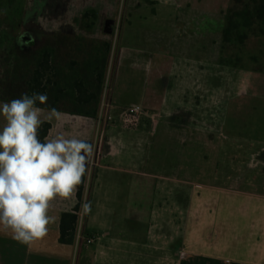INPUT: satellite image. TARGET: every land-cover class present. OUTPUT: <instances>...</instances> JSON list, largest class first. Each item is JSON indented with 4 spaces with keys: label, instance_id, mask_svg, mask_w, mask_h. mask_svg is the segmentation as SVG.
<instances>
[{
    "label": "crops",
    "instance_id": "1",
    "mask_svg": "<svg viewBox=\"0 0 264 264\" xmlns=\"http://www.w3.org/2000/svg\"><path fill=\"white\" fill-rule=\"evenodd\" d=\"M232 2L225 0L224 7L212 10L206 0H128L117 15L107 9L102 18L98 10L90 32L80 24L86 10L83 7L80 14L69 20L51 17L48 24H27L22 35L24 42L32 38L31 34L37 40L60 32L112 42L103 93L108 106L100 111L104 121L64 112H57V118L51 110L40 108L42 121L52 124L48 139L63 135L93 145L92 156L86 163L84 202L91 205V211L87 215L80 211L72 244L60 241V223L62 213L72 211L77 203L76 190L69 199L56 197L50 201L48 215L55 218L54 222L48 225L47 234L31 245L14 240L10 230L0 226V264H142L134 261L132 253L144 251L145 259H149V251H155V247L149 248V241L153 243L156 237L153 229L149 232L154 219L149 212L154 209L149 204V187L154 185L151 180L174 174L185 177L189 185L195 184L183 188L187 196L196 189H200L198 194L203 190L223 193L227 188L217 182V158H222L226 165L232 158H264L263 139L257 150H251L246 157L239 154L242 145L228 139L217 144L209 134L216 127L225 126L221 120L227 104L221 98L229 94L228 89L218 90L222 87L213 68L220 61L236 71L245 65L234 62L233 53L227 55L232 62L222 61L224 33H219L218 26L220 30L225 28V9ZM89 9L96 10V6ZM44 10H40V17H45ZM53 19L57 20L56 25L51 23ZM107 20L114 23L107 27ZM109 27L111 33L106 32ZM228 49L233 51L229 45ZM248 66L254 74L264 73V68L253 63ZM233 80L226 79L231 85ZM134 105L142 106L149 116L136 128H128L123 110ZM4 124L0 116V129ZM157 185L158 182L154 188ZM186 224L181 222L180 226ZM141 228L147 230V236L142 238L138 234ZM84 231L96 242L84 244ZM257 251L249 253L248 264H264V251Z\"/></svg>",
    "mask_w": 264,
    "mask_h": 264
},
{
    "label": "rangeland",
    "instance_id": "2",
    "mask_svg": "<svg viewBox=\"0 0 264 264\" xmlns=\"http://www.w3.org/2000/svg\"><path fill=\"white\" fill-rule=\"evenodd\" d=\"M22 1L25 6L23 22L26 20L23 29L28 28L27 24L37 25L39 22L45 24L51 17L69 20V17L80 14L79 9L82 7L88 10L96 6V12L99 10L102 18L107 9L110 13L116 12L117 15L119 12L122 13L128 2V0ZM206 1L212 10H218L226 4L225 0ZM226 1L231 3V0ZM40 10H44L45 17L39 16ZM227 11L228 8L225 9V20ZM51 23L56 25L57 20L53 19ZM224 29L220 30L218 26L219 33L221 31L224 33ZM251 31L244 28L237 30V36L231 45L233 47L229 46L233 51L223 43V58L232 62L227 55L231 56L233 53L231 56L233 61L245 65L236 71L230 64L222 65L220 61L213 68L218 77V85L222 87L218 90L228 89L229 94L221 98L222 102L227 104L221 120L225 126H218L209 133L217 144L228 139V142L234 141L242 145L239 154L246 157L252 153L251 150H257L261 139L264 140V73L254 74V69L248 66V63H253L255 67L264 68V37L252 35L245 44L241 43L238 37L240 32ZM257 57L259 60L256 62ZM227 77L230 79L233 77L232 85L226 81ZM217 159L219 174L217 182L227 188L224 194L220 191L206 193L204 190L202 194H198L200 189H196L190 190L192 195L187 196L183 188L194 187L195 184L189 185L185 177L174 174H170L166 179L150 181L154 185L152 188L149 187V204L153 205L154 209L149 212L153 214L154 219L153 226H149V232L153 229L156 237L153 243L149 241V248L155 247V251H149V259H145L144 251L132 253L135 262L248 264L251 261L249 255L251 251L257 249L256 253L264 251V158H232V162L227 165L222 158ZM259 165L262 166L258 168ZM214 168L216 169V164ZM157 182L158 185L154 188ZM156 220H163L165 223L156 224ZM185 221L186 227L180 226V223ZM141 229L138 232L139 237L147 236V230ZM255 241L259 244H254ZM183 250L186 253H183ZM191 251L197 254H192Z\"/></svg>",
    "mask_w": 264,
    "mask_h": 264
},
{
    "label": "trees",
    "instance_id": "3",
    "mask_svg": "<svg viewBox=\"0 0 264 264\" xmlns=\"http://www.w3.org/2000/svg\"><path fill=\"white\" fill-rule=\"evenodd\" d=\"M24 7L22 0H0V101L37 92L47 96L44 104L38 103L39 108L97 118L111 65L112 42L63 32L24 42ZM96 20V10L89 9L81 18V27L90 32ZM240 28L252 30L238 34L243 44L252 35L264 37V0H233L227 11L225 46L233 45ZM222 61L229 62L224 58ZM51 127L47 121L40 125L41 141ZM87 173L86 164L82 182L76 188L77 203L72 211L61 215L62 243L75 242L79 213L86 197ZM83 235L91 236L87 231Z\"/></svg>",
    "mask_w": 264,
    "mask_h": 264
},
{
    "label": "clouds",
    "instance_id": "4",
    "mask_svg": "<svg viewBox=\"0 0 264 264\" xmlns=\"http://www.w3.org/2000/svg\"><path fill=\"white\" fill-rule=\"evenodd\" d=\"M46 100L25 92L0 105V226L27 245L47 234L55 219L48 215L50 201L71 198L93 153L92 144L75 137L38 138L43 121L37 105ZM51 114L59 118L56 109ZM81 211L87 215L91 205L83 203Z\"/></svg>",
    "mask_w": 264,
    "mask_h": 264
},
{
    "label": "built area",
    "instance_id": "5",
    "mask_svg": "<svg viewBox=\"0 0 264 264\" xmlns=\"http://www.w3.org/2000/svg\"><path fill=\"white\" fill-rule=\"evenodd\" d=\"M108 106L107 101L103 98L101 103L100 111L103 112V109ZM99 112L98 115L99 121H104L103 113ZM149 116L147 111L140 105H134L124 108L123 110V121L125 126L128 128H136L142 121V119L146 116ZM106 118V116H105ZM107 119H112L111 116H107ZM82 242L86 245H90L96 242L93 236H89L87 238L84 237L83 233L81 235Z\"/></svg>",
    "mask_w": 264,
    "mask_h": 264
},
{
    "label": "water",
    "instance_id": "6",
    "mask_svg": "<svg viewBox=\"0 0 264 264\" xmlns=\"http://www.w3.org/2000/svg\"><path fill=\"white\" fill-rule=\"evenodd\" d=\"M114 23V20H107V27L109 24H113ZM106 32L107 33H111L112 32V27H109L106 29Z\"/></svg>",
    "mask_w": 264,
    "mask_h": 264
},
{
    "label": "flooded vegetation",
    "instance_id": "7",
    "mask_svg": "<svg viewBox=\"0 0 264 264\" xmlns=\"http://www.w3.org/2000/svg\"><path fill=\"white\" fill-rule=\"evenodd\" d=\"M31 35H32V36H31L32 38H34V37H35V36H34V34H31ZM32 38H31V39H32Z\"/></svg>",
    "mask_w": 264,
    "mask_h": 264
}]
</instances>
